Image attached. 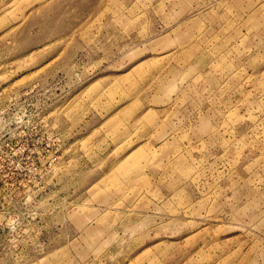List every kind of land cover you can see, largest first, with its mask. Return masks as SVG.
Instances as JSON below:
<instances>
[{"label": "rangeland", "instance_id": "374dc122", "mask_svg": "<svg viewBox=\"0 0 264 264\" xmlns=\"http://www.w3.org/2000/svg\"><path fill=\"white\" fill-rule=\"evenodd\" d=\"M0 264H264V0H0Z\"/></svg>", "mask_w": 264, "mask_h": 264}]
</instances>
